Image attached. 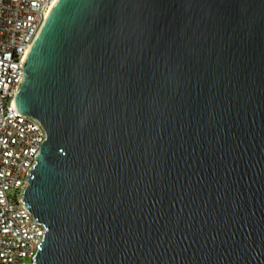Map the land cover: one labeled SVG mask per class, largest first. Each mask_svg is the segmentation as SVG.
Here are the masks:
<instances>
[{
  "label": "water",
  "instance_id": "obj_1",
  "mask_svg": "<svg viewBox=\"0 0 264 264\" xmlns=\"http://www.w3.org/2000/svg\"><path fill=\"white\" fill-rule=\"evenodd\" d=\"M23 68L36 264H264V0H57Z\"/></svg>",
  "mask_w": 264,
  "mask_h": 264
},
{
  "label": "built area",
  "instance_id": "obj_2",
  "mask_svg": "<svg viewBox=\"0 0 264 264\" xmlns=\"http://www.w3.org/2000/svg\"><path fill=\"white\" fill-rule=\"evenodd\" d=\"M53 3L0 0V264H36L47 231L22 199L46 132L19 112L16 95L26 56Z\"/></svg>",
  "mask_w": 264,
  "mask_h": 264
},
{
  "label": "bare ground",
  "instance_id": "obj_3",
  "mask_svg": "<svg viewBox=\"0 0 264 264\" xmlns=\"http://www.w3.org/2000/svg\"><path fill=\"white\" fill-rule=\"evenodd\" d=\"M57 2V0H54V3H53V5L51 6V8L54 6V4ZM51 8H50V10H51ZM50 10H49V12H50ZM49 14V13H48Z\"/></svg>",
  "mask_w": 264,
  "mask_h": 264
}]
</instances>
